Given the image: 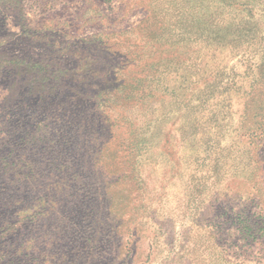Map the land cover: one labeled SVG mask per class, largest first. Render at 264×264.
<instances>
[{"label":"rangeland","instance_id":"374dc122","mask_svg":"<svg viewBox=\"0 0 264 264\" xmlns=\"http://www.w3.org/2000/svg\"><path fill=\"white\" fill-rule=\"evenodd\" d=\"M0 264H264V0H0Z\"/></svg>","mask_w":264,"mask_h":264}]
</instances>
